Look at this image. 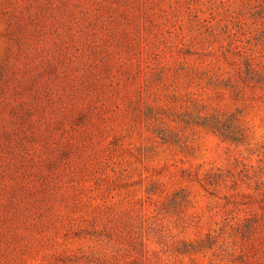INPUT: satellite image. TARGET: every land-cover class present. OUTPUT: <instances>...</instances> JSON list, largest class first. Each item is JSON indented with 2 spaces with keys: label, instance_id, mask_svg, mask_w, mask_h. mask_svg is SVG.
Returning a JSON list of instances; mask_svg holds the SVG:
<instances>
[{
  "label": "rangeland",
  "instance_id": "rangeland-1",
  "mask_svg": "<svg viewBox=\"0 0 264 264\" xmlns=\"http://www.w3.org/2000/svg\"><path fill=\"white\" fill-rule=\"evenodd\" d=\"M251 226L264 0H0V264H264Z\"/></svg>",
  "mask_w": 264,
  "mask_h": 264
},
{
  "label": "trees",
  "instance_id": "trees-1",
  "mask_svg": "<svg viewBox=\"0 0 264 264\" xmlns=\"http://www.w3.org/2000/svg\"><path fill=\"white\" fill-rule=\"evenodd\" d=\"M212 128L214 129V130H217L218 131V129H217V125H219V116L218 115H212ZM238 129V128H237ZM226 130H228V131H225L224 133H221V136H223L226 140H230V141H235L234 139H232V136H235L236 134L234 133L235 132V127H226ZM223 132V131H222ZM235 138V137H234ZM249 222V221H248ZM250 223V222H249ZM249 232H251V234H252V236L248 239V241H252V240H257V239H260V240H262L263 242H264V235H262V232L264 231H260V233H258L257 231H258V227H255V226H251L249 229ZM263 246H264V244H263ZM261 249V248H260ZM262 250V252H263V250H264V247L261 249ZM242 258H244L245 260L243 261V263L242 264H248V262H249V260H250V256H249V254L248 253H243L242 254Z\"/></svg>",
  "mask_w": 264,
  "mask_h": 264
}]
</instances>
